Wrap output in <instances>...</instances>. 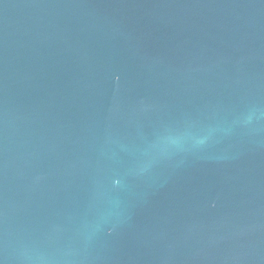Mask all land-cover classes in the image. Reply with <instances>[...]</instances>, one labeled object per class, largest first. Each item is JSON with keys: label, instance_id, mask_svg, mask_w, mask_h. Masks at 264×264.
Wrapping results in <instances>:
<instances>
[{"label": "water", "instance_id": "1", "mask_svg": "<svg viewBox=\"0 0 264 264\" xmlns=\"http://www.w3.org/2000/svg\"><path fill=\"white\" fill-rule=\"evenodd\" d=\"M0 264H264V0H0Z\"/></svg>", "mask_w": 264, "mask_h": 264}]
</instances>
